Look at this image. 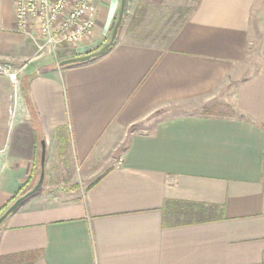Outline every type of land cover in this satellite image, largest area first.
I'll list each match as a JSON object with an SVG mask.
<instances>
[{
    "label": "crops",
    "instance_id": "0c3cea01",
    "mask_svg": "<svg viewBox=\"0 0 264 264\" xmlns=\"http://www.w3.org/2000/svg\"><path fill=\"white\" fill-rule=\"evenodd\" d=\"M159 6L166 0H142ZM95 37L36 57L0 0V63L23 69L16 115L0 76V211L67 151L83 194L32 196L0 226V257L32 264H264V0H198L166 41ZM224 102L233 115L193 114ZM75 195V196H74ZM65 197V198H64Z\"/></svg>",
    "mask_w": 264,
    "mask_h": 264
},
{
    "label": "rangeland",
    "instance_id": "374dc122",
    "mask_svg": "<svg viewBox=\"0 0 264 264\" xmlns=\"http://www.w3.org/2000/svg\"><path fill=\"white\" fill-rule=\"evenodd\" d=\"M112 0H101V3H108ZM118 10L111 16L108 29L101 44L89 51V53L96 52L106 45L112 35L113 28L117 22L119 15L121 0H116ZM198 0H166L163 5L148 6L142 0H127L125 7V14L122 26L119 31L118 38L133 37L136 40H144L148 42L166 41L170 38L186 20L191 10L196 6ZM95 37V34L91 40ZM117 38V40H118ZM116 40V41H117ZM193 114H220L225 116L233 115V111L224 102H217L208 107V110L202 109L201 106H195L186 111ZM42 148V142L40 144ZM40 167L33 178V181L23 182L19 185L18 192L11 199L6 206L7 209L20 197L31 191L39 182ZM90 186V182L84 180L81 175L80 166L73 164L71 154L69 151L61 155L56 160L50 158L45 167V181L42 189L38 191L36 198H41L43 195H64L65 197L70 193L75 195L83 194ZM74 195V196H75ZM35 196V195H34ZM33 196V197H34ZM64 197V198H65ZM32 197L27 199L21 206L22 208L28 205ZM20 206V207H21ZM7 209L0 211V217Z\"/></svg>",
    "mask_w": 264,
    "mask_h": 264
},
{
    "label": "built area",
    "instance_id": "2783aa9c",
    "mask_svg": "<svg viewBox=\"0 0 264 264\" xmlns=\"http://www.w3.org/2000/svg\"><path fill=\"white\" fill-rule=\"evenodd\" d=\"M95 3L96 0H15V32L34 43L36 57L57 54L62 48H75L95 34ZM22 70L0 63V76L12 85L13 117Z\"/></svg>",
    "mask_w": 264,
    "mask_h": 264
},
{
    "label": "water",
    "instance_id": "95a60500",
    "mask_svg": "<svg viewBox=\"0 0 264 264\" xmlns=\"http://www.w3.org/2000/svg\"><path fill=\"white\" fill-rule=\"evenodd\" d=\"M126 2L127 0H121V5H120V10H119V15L117 18V22L115 23V26L112 31L111 38L109 42L104 45L101 49H99L96 52L89 53L84 56H79L75 57L72 59H68L65 61H62L60 63V67H65V66H71V65H78V64H84L90 61H93L99 57L104 56L107 54L110 49L113 47V45L116 43V40L119 35L120 28L123 23L124 19V14H125V7H126ZM46 157H47V148H46V142H42V153H41V175L39 182L37 185L28 193H26L24 196L20 197L17 199L6 211L5 213L0 217V226L2 223L14 212L18 210V208L30 197L34 196L38 191H40L44 185L45 181V167H46Z\"/></svg>",
    "mask_w": 264,
    "mask_h": 264
},
{
    "label": "trees",
    "instance_id": "16d2710c",
    "mask_svg": "<svg viewBox=\"0 0 264 264\" xmlns=\"http://www.w3.org/2000/svg\"><path fill=\"white\" fill-rule=\"evenodd\" d=\"M26 185L27 183L24 186ZM3 209H7V207H4ZM32 257L34 256L30 254L29 255L21 254V255H14V256H4V257H0V264H32L34 262V258Z\"/></svg>",
    "mask_w": 264,
    "mask_h": 264
}]
</instances>
